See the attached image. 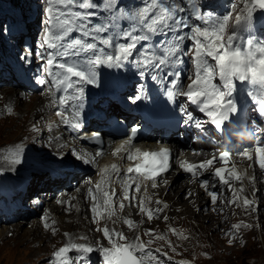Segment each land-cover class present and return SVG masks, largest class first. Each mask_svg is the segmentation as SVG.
<instances>
[{"label": "snow or ice", "instance_id": "obj_1", "mask_svg": "<svg viewBox=\"0 0 264 264\" xmlns=\"http://www.w3.org/2000/svg\"><path fill=\"white\" fill-rule=\"evenodd\" d=\"M45 2L48 5L45 8L48 19L43 30L41 47L47 46L50 50L46 55L37 53V56L45 62L43 71L51 77V81L47 82L51 85L48 91L53 95L55 94L53 89L68 93L66 96L58 97L56 101L58 104L68 105L72 101L75 102L74 107L78 106L84 94V89L80 85L97 82L96 69L98 66L122 67L125 62L134 57L142 41L146 42L151 36L157 34L171 33V38L161 41L162 47L156 51H152V45H144L140 49L136 57L140 76H145L146 72L151 70L153 73L151 79L163 83L160 76L156 74L161 67L176 68L182 65L184 57H187L191 64L187 75L189 82L185 87L180 79L181 72L171 73L174 78L169 81V97H185L196 105L199 111L206 113L213 125L220 130L229 121L230 114L237 112L234 93L237 91V82H239L240 91H246L247 96L257 106V111L264 115V40L252 37L245 39L242 35V32L251 27L254 13L257 10H264V0H231V10L222 15L201 12L197 0H147L135 17L142 31L137 34L135 27L122 31L120 36L124 42L119 43H116L114 38L100 35L108 29L102 24L91 23L90 17L95 15L94 12L73 10L74 8L92 9L101 6L113 10L116 6L113 5L112 0H101L100 4H96L95 0H45ZM186 12L190 14L181 15ZM73 32H79L81 35L72 37ZM186 42L188 43L187 49L185 48ZM107 48H112L113 51L109 52ZM167 78L168 76L164 75L163 79ZM40 83L43 84L46 81L41 80ZM244 85H247V89ZM139 87L142 91L143 85ZM129 99L136 102L143 97L135 95ZM8 111L10 113L11 108ZM56 115L63 117L65 114L57 111ZM186 115L189 121L193 119L191 113H186ZM78 116L77 111L73 119ZM197 126L200 127V125ZM136 132L137 128L131 129V136L116 149V152L122 149L128 151L125 145H131L132 137ZM261 145H264V140L257 142L254 153L257 157L256 163L261 174L264 175V146ZM101 154L96 153L97 156ZM193 154L199 155L195 151ZM231 155L230 152L223 151L219 153V157L214 155L211 159L201 161L199 164L182 161L179 167L195 175L197 169L207 171L218 160L228 163ZM241 156L248 160L253 159L252 154L248 152L241 153ZM76 158L85 163L93 162V160L84 159L83 156ZM127 158L139 161L126 170L127 173L138 175H129L121 182L123 195V199L119 202L121 210L125 207L124 201L131 203V200L136 199L135 195L131 197V200L129 199V190L132 185L135 186V192L141 190L143 181H151L153 188L157 186L155 177L168 169L170 150L161 148L158 151L149 152L136 148L134 151H128ZM145 165L148 167L146 168ZM251 167L253 166L250 164L249 168ZM111 171L118 173V165L112 164ZM213 175L218 178L219 183L228 185L231 189L232 185L229 180L242 181L247 175V170L238 171L233 163L231 168H216ZM100 176V181L95 185V193L92 188H89L88 195L93 201L91 205L92 222L97 225L95 231L101 234L102 240L95 244H88L86 243L87 236L72 238L70 234L65 233L69 239L52 253L54 264H88V256H81L79 253L90 254L94 251L101 254L104 264H163V261L155 254L159 253L160 249H155L154 253L150 248L153 242L151 239L145 243L137 233L133 239L129 240L123 232L117 231L114 227L110 228L107 224L103 227L99 226V219L104 218L105 213L109 220L115 215L113 198L116 196L114 188L111 191L107 190L110 180L107 167L101 169ZM248 179L254 182L256 177L253 174L248 176ZM208 184L209 182L204 180L201 186L207 191ZM147 189L148 185L144 184L145 193ZM243 191L244 185L241 183L238 190H233V199L228 203H236L238 199L243 200L245 207L255 203L246 196L241 197L239 193ZM207 195L215 204L217 192L207 191ZM146 202H151V198L145 195L140 198L138 205L133 206L138 207L140 212L145 213L151 220L162 209H149ZM155 203L160 204L161 201L157 200ZM165 207H167L166 204ZM164 219L167 220V217ZM124 223L130 229L137 227L135 222L129 219H125ZM45 226L47 227V224ZM239 227L240 224L232 225L233 229H239ZM154 231V229H148L144 235L152 236ZM171 231L175 233V229ZM154 239H164V236L154 237ZM76 240H82L85 243H77ZM104 241H107V245ZM229 243H232L231 239ZM169 247H172L171 242H169ZM175 250L172 247V251ZM70 252H76L77 255L70 258ZM164 255L167 256V253ZM180 264H187V262L181 261Z\"/></svg>", "mask_w": 264, "mask_h": 264}, {"label": "rangeland", "instance_id": "obj_2", "mask_svg": "<svg viewBox=\"0 0 264 264\" xmlns=\"http://www.w3.org/2000/svg\"><path fill=\"white\" fill-rule=\"evenodd\" d=\"M24 4H26L29 10L33 11V13H41L45 11V8L47 7L45 0H0V15L5 14L8 10H12L14 8L24 7ZM25 19L28 22V18L24 17V20ZM42 21L43 23L45 22L44 18L42 19ZM32 23L35 25L34 21ZM38 27L39 25L36 26V29H38ZM43 30L44 27L41 28L39 33L43 32ZM7 90L14 91L15 88H8L5 86L0 87V92L2 93H5V91ZM45 90L48 91L47 89ZM28 95L31 97V99L35 96V94ZM10 99L11 97L9 95H0V183L6 181L9 176L17 178L16 180H12V182H17L19 181V179H21L19 182L21 183L23 180H28L27 178H29V174L32 171L33 163L35 165V163H38L40 159L44 157H49L50 154H60L63 152V148L61 147L59 150H55L49 146L50 141L45 136L48 134V132L45 129H42V123H39L34 128V137L30 139L27 144H25L22 148L19 149L18 156L21 157L22 164L19 166L18 169L6 168L14 169L12 170V172L15 173H12L14 175H5L6 173L4 174L3 170L6 169L3 168L1 160L4 159L5 154H7V157H11L12 153L11 148L9 147L10 145L2 143V141L5 139H13L16 136L15 134H17L18 132V130L16 129L17 127H15L16 125H11L13 123L12 117H14L16 113L12 109L10 113L8 111V109L12 107V105L9 104ZM49 103L50 102L47 103L46 108L50 111ZM28 106H30L29 103L26 105V107ZM1 122L3 123L1 124ZM55 135L58 136L59 133H55ZM63 141H65V139H63ZM188 179L189 178L186 177H180L178 184ZM90 181L91 183L94 182L93 177H90L88 182L85 183L84 186L80 187L83 190L82 192L76 193L75 191L77 190H73L70 192L74 195V197H71L70 200H72L73 198L76 201L77 205L79 204L76 208L78 212L76 211V209L68 210L67 213L62 212L66 219L65 224L62 227L55 225L52 230H48V228L42 227V223L38 225H35L33 223L34 220L41 222V219H43L45 215V211L47 212L49 203H52L56 200H60L59 195L56 194H54L51 198L46 200V202L44 204H41L40 206L36 205L38 203L36 201H34L36 204L30 202L32 215L28 219L23 220L21 224H18L19 221L5 223L0 219V264H22L25 260L30 259L33 256H37L35 255L36 252L32 250L31 247L34 246L35 248L38 244H30V242L28 241L35 235L38 238L43 237L42 240H40L41 243H46V245H48L49 241L51 240L53 241V245L49 246L46 253L36 258L35 260L30 261V264H54V258L52 257V253L55 252L69 239V237L65 236V233L70 234L72 238L87 236L88 239L86 243L88 244H95L97 241H101V234L95 231L97 225L92 222L93 214L86 206L92 201L91 196L86 195L89 188L93 189L90 184ZM232 182L231 185L234 190H237V188H239L242 183L241 181L235 180ZM12 184L13 183H11L10 185ZM251 186V190L254 191L255 189V194L251 196L249 194L247 197L249 200H253L257 204L256 205L253 203L248 206L250 207L251 214L256 219L255 222L251 225H246L243 222L239 223L238 221H229L226 215L225 202L228 193L227 190L218 191V201L214 205H210V203H208V201H210V197L207 195V191H209V189H207V191L205 192V196L208 197L206 203L207 205L204 204L202 206L201 204V206L199 207H202V209L206 211L209 208H213L214 213L219 216L215 219L213 223L208 219L204 220L202 222V225L203 223L206 225H210V235L212 236V239L214 241H218L217 245H219V248L215 247L211 249L205 243H203L206 238L205 235L199 229L195 228V226L197 225L195 219H175L174 217L167 216V220L158 219L153 223H146L143 222V218H146L147 215L145 213H142L140 223H135L137 227L130 229L128 225L124 223L125 218L121 217V215L115 218L112 217V219L114 220L107 221V215L105 213L104 218L99 219V226L103 227L105 224H107L110 228L114 227L117 231L123 232L129 238V240L133 239L137 233L140 234L141 239L145 243H147L151 239L153 242L151 243L150 248L153 250L154 253L155 249H160V252L155 254L163 261V264H180L181 261L187 262V264H264V183L255 185L253 182ZM226 187L229 189L228 186ZM108 188H110L109 185ZM113 188L114 187H111L110 189ZM41 189H39L38 191H41L44 194V191H42ZM38 191L37 194L39 193ZM167 192L168 190H166V193ZM118 195L119 194H117L113 198L115 214L121 211V209L119 208L120 199H118ZM80 197L82 198L79 200ZM137 201L138 198H136L134 201L131 200L132 204L129 203L131 204L130 206L133 208H137L133 206L138 205ZM159 201H161L160 204H164V199H161ZM238 201L242 206L243 202L241 201V199H238ZM65 204L66 202L64 200L62 202V206H65ZM36 207L39 208L36 209ZM154 209H157V207ZM168 210L169 209H167V211ZM86 212L88 215L85 214ZM71 214L86 215L90 220V223L77 228L74 223L68 221L70 219H68V217ZM155 215H157V213ZM112 221H115V223H112ZM235 224H240L239 229L232 228V225ZM18 225L21 227L20 230L22 231V233H30L26 236L25 241L18 242V238L15 237V229ZM152 226L154 227L151 228ZM150 228L155 230L152 236L144 235V232H146ZM53 229H55V232H53ZM171 229H175V233L171 231ZM2 230H4V235L1 233ZM161 235L164 236V239H154V237H158ZM230 239L232 240V243H229ZM75 242L85 243V241L82 240H76ZM169 242H171L172 247L176 249L175 251H172V247H169ZM104 243L105 245H107V241H104ZM94 253H97L98 255L99 252L94 251ZM164 253H167V256H165ZM75 254L76 252H70L69 257L74 258Z\"/></svg>", "mask_w": 264, "mask_h": 264}, {"label": "bare ground", "instance_id": "obj_3", "mask_svg": "<svg viewBox=\"0 0 264 264\" xmlns=\"http://www.w3.org/2000/svg\"><path fill=\"white\" fill-rule=\"evenodd\" d=\"M23 8L27 12H29V8L27 7L26 4H24ZM24 17L28 18V14H25L20 19L21 20V33L23 36L26 35L25 37H27V33H28L27 20L26 19L24 20ZM0 25H1V22H0ZM5 87L11 88L12 86L5 85ZM3 94L9 95L11 97V99L9 100V104L12 105L11 109L16 113L15 116L12 117L13 123L11 125H16L15 127H17L16 129L18 130L17 134H15L16 136L13 139H10V140L5 139L2 141V143H6V144L10 145L9 147L11 148V153H12L11 157H7V154L4 155V159L1 160L3 168H5V169L6 168H15V169L19 168V166L22 164L21 163V157L18 156L19 155V149L22 148L25 144H27V142L30 139H32L34 137V128L39 123H42V129H45L48 132V134L45 136L50 141L49 146L55 150H59L61 148L62 144L65 142V141H63L64 133L56 128V122H55V118L53 116V113L50 112L46 108L47 103L50 102V97H49L48 91L45 90L44 92H42L40 94H35V96L32 99L27 93L23 92L22 90L16 89V88L14 91L7 90V91H5V93L0 92V95H3ZM28 103L30 104V106L26 107V105ZM2 123L3 122H1V124ZM55 133H59V135L56 136ZM15 161H19V162L16 163ZM12 170H14V169H6V170H3V172H4V174L6 173L5 175L15 173V172H12ZM243 170H246L245 167H243L242 165H239L238 171H243ZM12 175H14V174H12ZM248 176H251V175L247 174L243 178V180L241 181L242 184L244 185V191L242 193H239V195L241 197H244V196L247 197L249 194H250V196L255 194L254 191L251 190L252 189L251 188L252 182L249 181ZM16 179L17 178H15L13 176H9L7 180L12 181V180H16ZM100 179H101V176H100V174H98L97 176H95L93 183H91V181H90V184L93 187V193H95V185L97 182L100 181ZM169 181L170 180L166 181L167 183L164 182V184L163 185L161 184L158 188H153V189L148 188L147 193L144 192V188H143L142 191L135 196L138 198V201H137L138 204L140 202V198L144 197L146 195L147 197L151 198V202H146L147 208L154 209L157 207V208L162 209V211L158 212L157 215H154L151 220H149L148 217L143 218V222L153 223L154 221H156L158 219H164V217H167V216L174 217L175 219H178V218H184L187 220L195 219L197 222V225L195 226V228L199 229L205 235L206 240L203 243H205L211 249H213L215 247L219 248V245H217L218 241H214L212 239V236L210 235V232H209L210 225H206L204 223L202 225V222L204 220L208 219L209 221H211L213 223L215 221V219L219 216V215L214 213L213 208H209L206 211V210L202 209V207H199V206H201V204L203 206L205 203H207L208 197L205 196V192H206L205 188L204 187L200 188L198 186L197 182H195L193 180H189V179L184 180L183 182H180L178 184V181H179V176H178L173 180L172 185L169 187L168 192L166 193V190L169 186ZM213 184H214V190L215 191H220L221 189L228 191L225 202H226V215H227L230 222L238 221L239 223L243 222L246 225H251L252 223L255 222L256 219L251 214L250 207H248V206L244 207L243 205H242L243 206L242 207L238 200L236 201V203H233V204L228 203L229 200L233 199V190H234L233 187H232L233 189L231 188L232 190H230L226 187L228 185H222L218 181H214ZM9 186L10 185L6 184L4 186V188H6V190H9ZM114 186L118 189L120 188L117 185H114ZM234 187H236V186H234ZM239 188H237V190ZM211 189L212 188H210V190ZM38 190L39 189H36L35 191H38ZM41 190L45 191L47 189L42 188ZM107 190L111 191L112 189L107 188ZM49 192H51V191H48L47 195L43 196V197H42L40 192L37 194L38 199L35 200L36 202H38L36 204L37 206L44 204L46 202V200L51 198L52 195L51 194L49 195ZM76 193H78V192H76ZM189 193H191V195H189ZM118 194H121L120 190H118ZM86 195H88V192ZM59 197H60L59 201L56 200L57 202L54 201L52 203H49V207L47 209V212L45 211V215H44L43 219H41V222L34 220L33 223L35 225L42 223V227L48 228V230H52V228L55 225L62 227L65 224L66 219H65V216L62 214V212L67 213L68 210H75L79 204L77 205L76 201L73 198H72V200H70L71 197H74L73 193L68 192L67 194H62V196H59ZM81 198L82 197H80L79 200ZM161 199H164V204H156L155 203V201L161 200ZM64 200H65L66 204H65V206H62V202ZM241 201L243 202L242 199H241ZM119 202H120V200H119ZM28 203H30V201ZM92 203H93V201H91V203L86 205L89 208L90 212H91ZM124 204H125V207L123 208V210L116 213L113 216V218L121 215V217H123L125 219L132 220L135 223H138V222L140 223L142 213L140 212L139 208L138 207L137 208L131 207L130 205L132 203L129 204V201H127V200L124 201ZM165 204L167 205V207H165ZM30 206H31V204H30ZM83 207H84V205H83ZM38 208L39 207H36V209H38ZM167 209H169V210L167 211ZM27 211H29V207H28ZM76 211H77V209H76ZM85 214H87V212ZM28 217H29V215L26 216L25 218L20 219L18 224H21L23 222V220L28 219ZM68 219H69L68 221L74 223L77 226V228L90 223V220L88 219V217L86 215H81V214H75V215L71 214V215H69ZM106 220L111 221L114 219L111 218V220H109L106 217ZM6 223H8V222H6ZM46 224H47V227L45 226ZM153 227L154 226H152L151 228H153ZM20 228L21 227L18 225L15 229V237L18 238V240H17L18 242L25 241L26 236L30 234L29 232L22 233ZM1 233L4 235V230H2ZM42 238H38L35 235L28 240L30 242V244L31 243H33V244L37 243L38 244L35 248H34V246L31 247V249L36 252L35 255H37V256H35V257L33 256L32 258L25 260L22 264H30V261H33L36 258L43 255L44 253H46L49 246L53 245V241H51V240L49 241L48 245H46V243H44V244L41 243L40 240H42ZM54 243H55V241H54ZM12 251H13V249H12ZM92 254L94 256H97V253L93 252ZM50 264H52V263H50Z\"/></svg>", "mask_w": 264, "mask_h": 264}, {"label": "clouds", "instance_id": "obj_4", "mask_svg": "<svg viewBox=\"0 0 264 264\" xmlns=\"http://www.w3.org/2000/svg\"><path fill=\"white\" fill-rule=\"evenodd\" d=\"M181 176H179V178H180ZM183 178V177H182Z\"/></svg>", "mask_w": 264, "mask_h": 264}]
</instances>
